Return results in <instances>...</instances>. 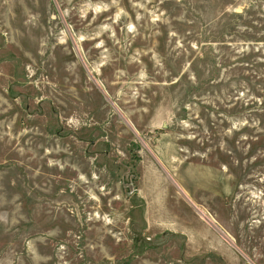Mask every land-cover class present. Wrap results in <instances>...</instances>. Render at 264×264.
<instances>
[{
	"label": "rangeland",
	"instance_id": "1",
	"mask_svg": "<svg viewBox=\"0 0 264 264\" xmlns=\"http://www.w3.org/2000/svg\"><path fill=\"white\" fill-rule=\"evenodd\" d=\"M0 264H264V0H0Z\"/></svg>",
	"mask_w": 264,
	"mask_h": 264
},
{
	"label": "bare ground",
	"instance_id": "2",
	"mask_svg": "<svg viewBox=\"0 0 264 264\" xmlns=\"http://www.w3.org/2000/svg\"><path fill=\"white\" fill-rule=\"evenodd\" d=\"M205 215V214H204ZM204 217V216H203ZM211 224V223H210Z\"/></svg>",
	"mask_w": 264,
	"mask_h": 264
},
{
	"label": "water",
	"instance_id": "3",
	"mask_svg": "<svg viewBox=\"0 0 264 264\" xmlns=\"http://www.w3.org/2000/svg\"><path fill=\"white\" fill-rule=\"evenodd\" d=\"M179 191V190H178ZM180 192V191H179ZM181 193V192H180Z\"/></svg>",
	"mask_w": 264,
	"mask_h": 264
}]
</instances>
